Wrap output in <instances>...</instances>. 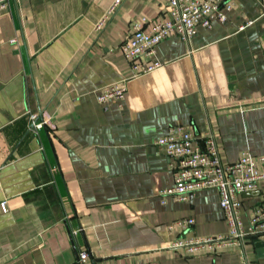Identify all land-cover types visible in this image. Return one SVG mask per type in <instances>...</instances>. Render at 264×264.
I'll use <instances>...</instances> for the list:
<instances>
[{"label":"crops","instance_id":"crops-1","mask_svg":"<svg viewBox=\"0 0 264 264\" xmlns=\"http://www.w3.org/2000/svg\"><path fill=\"white\" fill-rule=\"evenodd\" d=\"M4 0L0 4V264H264V235L216 251L175 242L228 233L214 188L187 200L156 145L171 126L213 132L222 163L264 154L261 0H234L224 22L170 34L130 79L122 106L96 99L131 75L120 45L165 0ZM34 114L41 128L31 127ZM264 184L240 194L246 222ZM5 203V210L1 203ZM192 218L187 228L169 226Z\"/></svg>","mask_w":264,"mask_h":264},{"label":"built area","instance_id":"built-area-1","mask_svg":"<svg viewBox=\"0 0 264 264\" xmlns=\"http://www.w3.org/2000/svg\"><path fill=\"white\" fill-rule=\"evenodd\" d=\"M3 1L0 0V4L3 5ZM122 2L113 0L94 29H101L108 16ZM165 5L167 19L155 21L149 29L143 27L145 17L133 25L132 35L120 45L131 75L102 87L96 94L98 102L115 103L121 107L127 82L163 64L158 60L147 63L142 60L154 54L157 44L173 33L188 39L198 26L209 28L215 20L224 22L226 13L234 6V0H165ZM259 17L262 19L264 41V0H261ZM30 120L31 127H42L34 114ZM156 145L171 158L169 166L173 172V185L158 191L162 201L165 202L167 197L185 201L198 190L214 188L219 194V205L229 228L225 235L178 240L175 242L176 247L192 253L202 249L216 251L238 245L246 237L264 235V193L261 201L250 208L246 222L242 218L239 199L240 194L255 191L260 184H264V154L252 155L243 151L235 161L222 163L213 132L206 131L198 138L184 126H171L163 137L157 139ZM1 206L5 210L4 202ZM193 222L192 218L180 219L169 228L185 229ZM88 258V252L82 250L73 264H90Z\"/></svg>","mask_w":264,"mask_h":264},{"label":"water","instance_id":"water-1","mask_svg":"<svg viewBox=\"0 0 264 264\" xmlns=\"http://www.w3.org/2000/svg\"><path fill=\"white\" fill-rule=\"evenodd\" d=\"M244 194H252V192H244Z\"/></svg>","mask_w":264,"mask_h":264}]
</instances>
